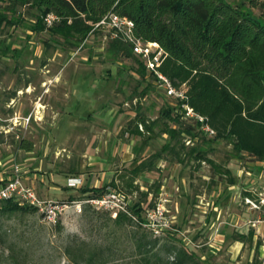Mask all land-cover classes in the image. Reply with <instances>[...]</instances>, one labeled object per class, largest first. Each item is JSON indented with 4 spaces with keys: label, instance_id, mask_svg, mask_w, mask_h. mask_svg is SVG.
I'll list each match as a JSON object with an SVG mask.
<instances>
[{
    "label": "trees",
    "instance_id": "1",
    "mask_svg": "<svg viewBox=\"0 0 264 264\" xmlns=\"http://www.w3.org/2000/svg\"><path fill=\"white\" fill-rule=\"evenodd\" d=\"M49 14L56 20L47 27L44 19ZM109 15L130 21L135 39L156 44L163 54L156 71L175 89L185 88L183 99H178L174 106L164 103L155 118L142 112L141 101L162 90L159 81L147 70L145 60L133 53L129 42L121 37L112 38V31L106 25H99ZM24 24H29L32 32L46 36L47 46L50 42L68 53L79 49L91 35L103 36L107 61H128L137 76L136 87L129 96L130 100H136L133 105L136 114L120 131L125 140H135L134 167H123L108 185L82 189L78 197L68 202L100 198L109 190L128 195L133 199L131 216L119 213L112 222L117 226L136 225L152 238V233L144 227L145 212L155 206L161 183L145 181L140 186L139 181L158 172L160 162L195 169L204 163L208 171L224 175L230 184L233 182L229 172L208 158L207 148L211 145L223 142L229 147L231 157L246 154L264 162V1L0 0V28ZM14 50L5 46L2 56ZM139 87L143 88L138 93ZM183 106L203 118V124L214 135L207 137L200 129L201 123L184 117ZM160 137L165 138L164 145L159 150H151L152 142ZM186 141L189 147L185 146ZM19 149L31 152L33 145L23 140ZM35 212L34 208L22 206L13 198L0 203V249L4 248L7 237L4 221L13 215ZM55 227L61 229L59 221ZM154 238L148 240L146 234L136 235L138 252L148 245L158 249L150 257L136 259L135 264H161L162 251L167 254L165 264H210L208 257L201 259L188 246L181 242L178 245L171 232ZM228 238L242 246L253 245L256 253L261 246L258 241L252 242L251 229L245 234L231 232ZM100 253L91 255L88 263L105 264ZM169 255L172 260H168ZM246 264H263V261L255 257Z\"/></svg>",
    "mask_w": 264,
    "mask_h": 264
},
{
    "label": "rangeland",
    "instance_id": "2",
    "mask_svg": "<svg viewBox=\"0 0 264 264\" xmlns=\"http://www.w3.org/2000/svg\"><path fill=\"white\" fill-rule=\"evenodd\" d=\"M228 1L236 3L238 0ZM253 12L256 13V10ZM46 40V36L32 32L29 24L0 28V180L10 175L12 167L18 166L23 186L32 189L38 198L36 191L42 194L45 192L43 188L33 178L27 184L25 181L26 177H34L35 173L44 175L54 171L56 174L78 166L85 172L83 177L87 185H93L99 166L91 169L88 165H96V156H106L105 150L111 147L112 139L125 140L120 131L129 121L130 110L136 101L129 97L137 79L131 71L132 65L124 60L115 63L107 61L103 36L91 35L84 45L71 53L50 42L47 46L44 43ZM5 46L15 49L14 52L8 51L2 56ZM110 70H113L114 76L110 75ZM97 80L100 85L94 83ZM142 88H138V93ZM74 93L85 98L70 108ZM155 97V94L149 95L141 105L143 110L155 101L156 108L151 111L148 108L145 112L152 118L162 104ZM166 100L169 104H176L172 98ZM38 104L41 108L37 107ZM102 105L101 115L104 116H98L95 122L84 120L86 113L100 110ZM111 117L112 125H108ZM115 133H118L116 137L113 136ZM23 140L32 143L31 152L19 149ZM164 143V137L157 138L150 148L159 150ZM123 154L121 149L119 157L113 159V169L120 167L118 159ZM90 158H93L92 161ZM200 167L201 173L192 166L183 167L178 176L180 168L173 166L161 175L157 172L146 175L139 185L144 186L145 181L150 184L164 182L157 201L172 218L171 233L178 245L181 242L188 246L201 259L208 257L210 264H246L255 257L264 264V252L257 248L256 253L253 245L241 246L237 254L227 252L226 243L219 250L209 248L207 241L212 238V231L208 230L209 210L205 203L211 201L207 198L210 188L200 177L207 168L201 163ZM52 178L56 188L63 185L57 175ZM50 194L47 196L49 199L42 200L66 201L67 197L60 188ZM71 195L76 198L80 194L77 191ZM149 199L152 200V196ZM223 216L221 212L220 219ZM115 218V214L88 207L80 214L71 208L60 218L61 229L57 230L56 224H44L37 212L13 215L4 221L7 237L4 248L0 249V264H89L88 258L96 251L101 252L105 264H135L136 259L146 255L150 257L157 251L158 247L151 249L148 245L138 252L136 235L146 234L148 240L155 238H150L145 229L136 225L117 226L112 222ZM256 241L264 246L258 238ZM159 255L165 264L167 254L162 251ZM170 257L168 260H172Z\"/></svg>",
    "mask_w": 264,
    "mask_h": 264
},
{
    "label": "crops",
    "instance_id": "3",
    "mask_svg": "<svg viewBox=\"0 0 264 264\" xmlns=\"http://www.w3.org/2000/svg\"><path fill=\"white\" fill-rule=\"evenodd\" d=\"M264 1V0H263ZM256 14V13H255ZM113 70H110V75L114 76ZM99 81H94L95 84L100 85L98 83ZM163 92L158 89L157 94H155L157 97L156 99H160L162 101L163 106L164 103L169 102L166 100V96L162 94ZM77 94H72L71 101L69 103L70 108H73L75 102L76 104H79V102H83V96L77 97ZM101 97V96H100ZM149 98V97H148ZM148 98H143L141 101V104L143 105V102H145ZM171 98V97H169ZM80 99V100H79ZM88 99V98H87ZM174 99V98H172ZM177 101V99H174ZM171 106H174L176 104H169ZM159 107V108H160ZM149 111L154 110L156 108V103L150 102L149 103ZM147 107H144L142 111L147 112ZM104 105L100 107V110H96L91 113H86L84 116V120L89 122H95L97 120L98 116H104V114L101 115L103 112ZM159 110V109H158ZM185 111V110H184ZM131 116L129 115L128 120L132 119L135 114L136 110L131 109ZM158 113V111H157ZM107 114V113H106ZM150 118L152 116L149 114ZM156 117V115H155ZM153 117V118H155ZM184 117L188 119H193L190 116ZM108 123V125H112V119ZM118 126V130H119ZM118 133H115L113 136H117ZM208 137V136H207ZM112 145L111 147L105 150V157H98L96 156L94 159L97 163L96 165H88L91 169H96V181L93 182V185H87L88 182H85V179L83 177L85 172H82L80 167L74 166L67 169V171H58L56 174L53 172H48V174H39L35 173L34 177H26L25 181L26 184L29 180L33 178V180L37 181L38 185L43 188L44 193H40V191H36L37 195L41 199H49L47 196H49L50 193L54 194L55 191L62 190L63 193L66 195V201H61L63 203L68 202L70 198H75L71 194L73 192H79L82 189H90V188H101L103 186L108 185L112 179L115 177V173L122 169L123 167L133 168L134 164L132 163L133 160V147L135 145V140H123L119 141L117 138L112 139ZM185 143L189 142L186 141ZM95 148L98 149V146H95ZM122 149L124 154L118 161L121 163L120 167L113 169L111 166L113 165V159L115 157H119V151ZM209 151L208 158L211 159L214 163L220 164L223 166L224 169H226L229 174L230 178L232 179V184L227 183L224 179V175L220 176L215 174L213 171H206L204 175H200L201 180L207 182L204 183L206 186H209L210 190L208 191L207 198H209L210 202H206L205 206L208 208V230L212 231L210 234L211 239L207 241V244L210 249L212 250H219L220 246L227 244V252H234L237 254L239 250L241 249V244L238 242H230L228 236L231 232H236L239 234H245L248 229H251L253 231V238L252 242H255L258 238L262 242H264V224L258 225L254 228H250L246 225L247 221H252L257 218H261L262 215L256 212L249 211L246 207L242 205V198L245 196H248L251 193L254 194H264V162H259L253 159L250 156H247L246 154H239L236 158L231 157L229 154V147L226 146L223 142H219L216 144L211 145L209 148H207ZM104 152V151H103ZM102 153V155H104ZM93 158H90L92 161ZM125 165V166H123ZM175 166V169L179 167L180 171L178 173V176L180 172L182 171L183 167L180 164H169L167 162H160L158 165V174L161 175L165 170L171 169V167ZM170 167V168H169ZM195 171H198L201 173L200 169H195ZM29 174V173H28ZM53 175H57L58 179L61 180L63 185L59 186V188H56V183L52 182ZM91 175V174H90ZM199 176V175H197ZM221 178V180H220ZM69 179H80L81 185L76 188H69L67 186V181ZM50 182L49 184L46 183ZM164 183V182H163ZM161 184V190L164 187V184ZM45 186V188H44ZM44 194V195H43ZM62 194V193H61ZM60 194V195H61ZM51 195V194H50ZM199 194L196 195V198H198ZM83 197H86L84 195ZM200 206H203L202 203H199ZM198 205V206H199ZM198 206H194L198 208ZM221 212L223 213V217H221ZM258 248H261L264 252V246H259ZM258 252V250H257ZM262 253V252H261ZM259 256V255H258Z\"/></svg>",
    "mask_w": 264,
    "mask_h": 264
},
{
    "label": "built area",
    "instance_id": "4",
    "mask_svg": "<svg viewBox=\"0 0 264 264\" xmlns=\"http://www.w3.org/2000/svg\"><path fill=\"white\" fill-rule=\"evenodd\" d=\"M56 18L49 14L45 17L44 22L47 27L51 26ZM99 25H106L111 31V37H121L125 42L132 45L133 53L140 56L146 62V68L149 72L154 73L159 81V87L165 93L166 97L174 99H183L184 90L175 89L170 81L158 73L156 69L161 63L163 56L162 51L156 44L143 43L133 37L132 29L133 24L130 21L121 19L115 15H109L105 22L102 21ZM185 116H190L202 124L201 131L208 137L214 135L213 131L203 124V118L194 115L191 110L183 106ZM188 144V143H186ZM204 165V163H201ZM9 176H5L0 180V203L6 199L13 198L19 203L26 204L36 210L40 215L42 222L46 225H55L60 218L67 213L68 209L73 208L76 214H80L83 207L87 206L95 211L106 212L110 214L123 213L130 215V207L133 204V199L115 190H109L100 198H87L80 201L72 202H56L53 200H42L36 196L32 189L26 188L22 184L21 170L18 166L11 169ZM80 179H69L67 186L69 188H76L80 186ZM242 205L249 211L256 212L262 215L252 221H247L246 225L254 228L258 225L264 224V195L250 194L241 200ZM155 206L147 209L145 212L146 224L144 227L152 233L154 237H160L166 233L171 232L172 218L167 216V211L163 208L160 201L155 202ZM133 218V217H132Z\"/></svg>",
    "mask_w": 264,
    "mask_h": 264
},
{
    "label": "bare ground",
    "instance_id": "5",
    "mask_svg": "<svg viewBox=\"0 0 264 264\" xmlns=\"http://www.w3.org/2000/svg\"><path fill=\"white\" fill-rule=\"evenodd\" d=\"M37 107H38V108H41V105H40V104H38V105H37Z\"/></svg>",
    "mask_w": 264,
    "mask_h": 264
}]
</instances>
